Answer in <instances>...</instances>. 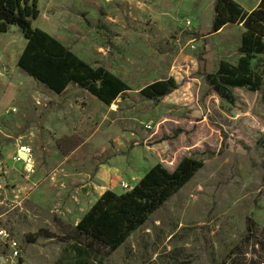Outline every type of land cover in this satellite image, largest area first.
I'll list each match as a JSON object with an SVG mask.
<instances>
[{
	"label": "rangeland",
	"instance_id": "obj_1",
	"mask_svg": "<svg viewBox=\"0 0 264 264\" xmlns=\"http://www.w3.org/2000/svg\"><path fill=\"white\" fill-rule=\"evenodd\" d=\"M240 1L247 11L259 2ZM36 4L35 27L130 88L109 105L75 83L54 93L17 67L20 28L0 32L15 51L0 47V264H261L264 54L251 60L261 88L232 87L231 102L205 77L237 61L242 25L210 33L213 0ZM168 77L177 85L166 96L140 94ZM22 148L29 161L16 162ZM185 156L203 166L115 250L74 231L103 190Z\"/></svg>",
	"mask_w": 264,
	"mask_h": 264
},
{
	"label": "trees",
	"instance_id": "obj_2",
	"mask_svg": "<svg viewBox=\"0 0 264 264\" xmlns=\"http://www.w3.org/2000/svg\"><path fill=\"white\" fill-rule=\"evenodd\" d=\"M212 10L210 33L229 23H240L244 28L237 61L219 60L217 69L205 74L212 90L231 102L230 88L245 86L258 90L263 83L261 72L253 69L251 60L264 54V0L249 11L236 0H213ZM38 15L36 0H0V32H6L14 24L26 39L17 60L19 69L57 94L75 83L105 105L130 88L115 73L90 65L49 32L35 27L32 20ZM176 85L173 77L162 78L145 84L139 92L149 100H157ZM202 166L203 161L193 156L183 157L172 169L156 163L129 190L117 193L106 189L83 213L74 231L115 250Z\"/></svg>",
	"mask_w": 264,
	"mask_h": 264
},
{
	"label": "built area",
	"instance_id": "obj_3",
	"mask_svg": "<svg viewBox=\"0 0 264 264\" xmlns=\"http://www.w3.org/2000/svg\"><path fill=\"white\" fill-rule=\"evenodd\" d=\"M185 24L186 25H189L190 24V22L187 20L186 22H185ZM14 159H15V161L16 162H19V161H21V160H23L20 156H18V155H16V156H14ZM119 185H120V187L123 189V190H129L130 189V186L128 185V183H127V181H121V182H119ZM8 238V234H7V232L5 231V230H2V229H0V239L1 240H6ZM8 242H9V246L11 247V250H12V255H13V257H17L18 256V246H17V242H15V241H13V240H11V239H9L8 240ZM261 264H264V256L262 257V259H261Z\"/></svg>",
	"mask_w": 264,
	"mask_h": 264
},
{
	"label": "crops",
	"instance_id": "obj_4",
	"mask_svg": "<svg viewBox=\"0 0 264 264\" xmlns=\"http://www.w3.org/2000/svg\"><path fill=\"white\" fill-rule=\"evenodd\" d=\"M238 3L239 2H241L240 0H236ZM251 10V9H250ZM230 24V23H229ZM228 24V25H229ZM230 25H232V24H230ZM227 26V25H226ZM225 26H223L222 28H221V30L224 28ZM40 28V27H39ZM42 29V28H41ZM44 30V29H43ZM45 31H47V30H45ZM220 31V30H219ZM218 31V32H219ZM48 32V31H47ZM50 33V32H49ZM217 33V32H216ZM51 34V33H50ZM23 36V35H22ZM51 36H53V35H51ZM54 37V36H53ZM54 38H56V37H54ZM57 40H59L58 38H56ZM60 41V40H59ZM61 43H63L62 41H60ZM25 43H26V39L24 40V42H23V45H22V48L20 49V53H21V51H22V49H24V46H25ZM7 44L9 45V48H8V50H9V52H10V55L12 56V58H14V56H15V51H14V49H11L12 47V44H13V41H10V40H7V39H4V40H1V46L0 47H3V48H1V50L3 49V51H4V48H6L7 47ZM64 44V43H63ZM65 46H67L66 44H64ZM67 48H69L68 46H67ZM70 49V48H69ZM70 51H71V49H70ZM20 55V54H19ZM19 57V56H18ZM3 104H4V102H3ZM20 152V151H19ZM110 171H112V169L110 170ZM112 173H114V171H112ZM143 175V174H142ZM142 175L141 176H139L138 178H137V181L142 177ZM136 181V182H137ZM135 183V182H134ZM106 190V189H105ZM105 190H103L101 193H100V195L105 191ZM123 190V189H122ZM124 191V190H123ZM123 191H120V192H123ZM115 192V191H114ZM119 192V193H120ZM99 195V196H100ZM98 198V197H97ZM96 198V199H97ZM95 199V200H96ZM77 221H79V219H77Z\"/></svg>",
	"mask_w": 264,
	"mask_h": 264
},
{
	"label": "bare ground",
	"instance_id": "obj_5",
	"mask_svg": "<svg viewBox=\"0 0 264 264\" xmlns=\"http://www.w3.org/2000/svg\"><path fill=\"white\" fill-rule=\"evenodd\" d=\"M19 151H22L23 153H25V156L22 157V159L25 160V161H29V158H28L29 157L28 150L26 148H22Z\"/></svg>",
	"mask_w": 264,
	"mask_h": 264
},
{
	"label": "water",
	"instance_id": "obj_6",
	"mask_svg": "<svg viewBox=\"0 0 264 264\" xmlns=\"http://www.w3.org/2000/svg\"><path fill=\"white\" fill-rule=\"evenodd\" d=\"M19 155H20V156H21V158H22V157H24V156H25V153H23L22 151H20V152H19Z\"/></svg>",
	"mask_w": 264,
	"mask_h": 264
}]
</instances>
